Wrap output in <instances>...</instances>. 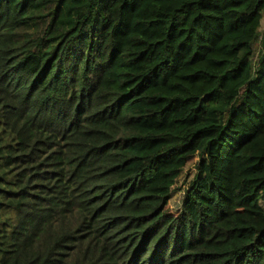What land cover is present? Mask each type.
<instances>
[{"label":"trees","instance_id":"trees-1","mask_svg":"<svg viewBox=\"0 0 264 264\" xmlns=\"http://www.w3.org/2000/svg\"><path fill=\"white\" fill-rule=\"evenodd\" d=\"M263 18L0 0V264H264Z\"/></svg>","mask_w":264,"mask_h":264},{"label":"rangeland","instance_id":"rangeland-1","mask_svg":"<svg viewBox=\"0 0 264 264\" xmlns=\"http://www.w3.org/2000/svg\"><path fill=\"white\" fill-rule=\"evenodd\" d=\"M261 32H264V18L263 22L261 24ZM260 44H256L254 52H255V59H257L260 51ZM2 132V125H1V117H0V133ZM197 162V159L190 160L188 165L186 166L182 177L178 180L174 193L172 195L169 208L172 212L178 213L181 210L183 199H184V192L186 190V187L188 185V182L192 179L194 173H195V163ZM262 206H264V203H261Z\"/></svg>","mask_w":264,"mask_h":264}]
</instances>
